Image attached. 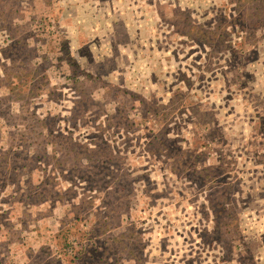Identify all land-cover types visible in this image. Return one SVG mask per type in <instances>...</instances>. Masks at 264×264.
Returning <instances> with one entry per match:
<instances>
[{
	"label": "rangeland",
	"instance_id": "rangeland-1",
	"mask_svg": "<svg viewBox=\"0 0 264 264\" xmlns=\"http://www.w3.org/2000/svg\"><path fill=\"white\" fill-rule=\"evenodd\" d=\"M0 264H264V0H0Z\"/></svg>",
	"mask_w": 264,
	"mask_h": 264
}]
</instances>
